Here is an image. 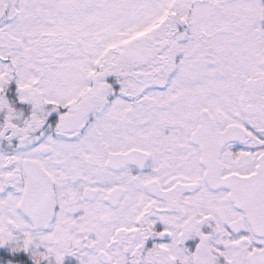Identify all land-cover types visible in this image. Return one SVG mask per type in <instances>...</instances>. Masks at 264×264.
<instances>
[{
	"label": "snow or ice",
	"instance_id": "snow-or-ice-1",
	"mask_svg": "<svg viewBox=\"0 0 264 264\" xmlns=\"http://www.w3.org/2000/svg\"><path fill=\"white\" fill-rule=\"evenodd\" d=\"M0 264H264V0H0Z\"/></svg>",
	"mask_w": 264,
	"mask_h": 264
}]
</instances>
